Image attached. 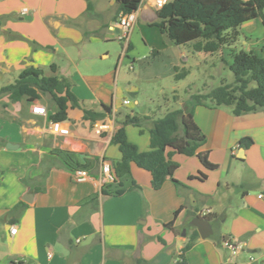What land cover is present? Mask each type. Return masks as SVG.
Returning a JSON list of instances; mask_svg holds the SVG:
<instances>
[{
  "label": "crops",
  "instance_id": "obj_1",
  "mask_svg": "<svg viewBox=\"0 0 264 264\" xmlns=\"http://www.w3.org/2000/svg\"><path fill=\"white\" fill-rule=\"evenodd\" d=\"M142 8L122 57L123 44L114 41L117 0H0V87L26 67L53 74L56 64L82 107L112 108L90 119L83 108L70 107L68 119L59 121L70 131L62 134L52 126L48 92L35 100L0 97V264H177L181 255L188 264H264V110L235 114L230 106H196L195 120L207 137L198 151L214 168L197 154L176 152L177 181L168 178L158 189L151 172L136 163L124 177L102 182V164L115 167L122 156L112 142L118 118L149 117L142 126H126L128 139L147 151L153 119L190 102L175 74L192 72L191 57L204 71L212 65L219 72L215 58L226 64L237 49L264 47L261 18L241 25L235 45L202 54L191 43L170 41ZM38 105L45 114L33 110ZM244 137L252 144L242 146ZM78 162L89 171L86 181L74 178ZM122 188L131 189L117 194ZM205 207L211 213L198 215ZM196 217L210 220L207 236ZM227 238L244 247L233 255L222 245Z\"/></svg>",
  "mask_w": 264,
  "mask_h": 264
},
{
  "label": "trees",
  "instance_id": "obj_2",
  "mask_svg": "<svg viewBox=\"0 0 264 264\" xmlns=\"http://www.w3.org/2000/svg\"><path fill=\"white\" fill-rule=\"evenodd\" d=\"M140 2L141 0H117L118 12H131L138 8ZM157 12L158 18L153 23L170 41L176 45L191 43L196 51L211 54L235 45L241 35L240 27L245 21L261 18L264 24V0H169ZM232 56L231 62L224 59L234 74L232 80L223 79L208 91L193 92L188 104L153 119L149 150L140 151L126 133L128 124L142 126L148 116L127 113L117 119L118 125L112 135V142L119 145L122 153L114 167L117 178L124 177L130 172L132 163H136L151 172L152 185L156 189L162 187L168 178L177 181L173 177L179 167V163L173 159L176 152L197 154L207 167H215L206 153L198 151L207 137L195 120L196 106H230L235 114L264 110V47L261 52L240 48ZM52 70L53 74H45L36 66L24 68L14 82L0 87V97L7 95L12 102L23 97L35 100L48 92L53 105L50 114L53 121L68 119L70 107L83 108L84 116L90 119L103 118L112 112V108L107 105H104V111L101 112L82 107L69 79L56 73V64L52 65ZM176 70H179L178 67ZM188 73L189 70L183 68L175 74V78H184ZM252 142L251 137L240 140L244 147ZM79 167L85 166L79 162L74 165V168ZM131 188L119 189L117 194ZM189 246L190 244L185 250ZM137 262L148 264L144 259H137ZM177 264H188L186 257L181 255Z\"/></svg>",
  "mask_w": 264,
  "mask_h": 264
},
{
  "label": "built area",
  "instance_id": "obj_3",
  "mask_svg": "<svg viewBox=\"0 0 264 264\" xmlns=\"http://www.w3.org/2000/svg\"><path fill=\"white\" fill-rule=\"evenodd\" d=\"M168 1L169 0H141L137 9L132 10L131 12H127V13L126 12L120 13L118 21H117V25L120 28V32L118 33L117 38L123 44L122 57H125L128 53L131 33H132L133 27L135 25L136 19L138 17L139 11L142 8V5L145 3H148L155 10H158ZM28 11H29L28 7L25 6L22 8V13L25 14ZM129 68L130 69L134 68V61L133 60H131L129 62ZM124 102L130 103V100L125 99ZM33 110L35 112H38L41 114L46 113V107L45 106H40V105L34 106ZM52 126H53L54 130H56L62 134H68L70 131V129L67 126H62V123L59 121H53ZM107 127H108L107 124L98 125V128H100V129H105ZM101 172H102V182L103 183L114 182L117 179L114 167L108 161H105L102 164ZM73 175H74L75 180L79 181V182L86 181L91 177L89 174V171L83 167L76 168L73 171ZM260 196L262 197L263 195L261 194ZM210 213H211V208H209V207H205V208L198 210V215L203 216V217L209 215ZM17 230H18L17 225L13 224L11 226V233L15 234L17 232ZM222 245L225 248L229 249V251L233 255L237 254L244 247V243L242 241H238V240H235L232 238H227V239L223 240Z\"/></svg>",
  "mask_w": 264,
  "mask_h": 264
},
{
  "label": "rangeland",
  "instance_id": "obj_4",
  "mask_svg": "<svg viewBox=\"0 0 264 264\" xmlns=\"http://www.w3.org/2000/svg\"><path fill=\"white\" fill-rule=\"evenodd\" d=\"M116 41L115 46H121V42L119 40ZM204 52H202L203 54ZM202 54H197L198 57H200ZM201 58V57H200ZM215 62L217 63L215 66L219 65V72L216 67H213L210 65L206 71H204L205 65H197L196 64V58L191 57L188 62V66L191 69L192 72H190L185 78L180 81V87L181 92L186 93L185 88H188L189 93L193 92H205L208 91L213 86H216L220 84V82L225 80H232L234 77L233 72L231 69L227 66V64H224L221 62V59L215 58ZM186 62V61H185ZM160 64H157V66ZM205 72V73H204ZM208 73H214V77H210V74ZM210 84V85H208ZM188 101V100H187ZM184 106V105H181Z\"/></svg>",
  "mask_w": 264,
  "mask_h": 264
},
{
  "label": "water",
  "instance_id": "obj_5",
  "mask_svg": "<svg viewBox=\"0 0 264 264\" xmlns=\"http://www.w3.org/2000/svg\"><path fill=\"white\" fill-rule=\"evenodd\" d=\"M144 13H148L147 15V19L148 20H156L158 18V12L157 10H155L150 4L146 3L144 4L142 11H141V15L144 17ZM197 226H201L203 227V229H201V234L202 236H207L208 233V229L210 227V220L207 218H203V217H196L195 222H194Z\"/></svg>",
  "mask_w": 264,
  "mask_h": 264
}]
</instances>
